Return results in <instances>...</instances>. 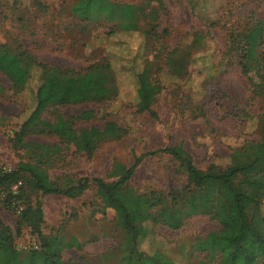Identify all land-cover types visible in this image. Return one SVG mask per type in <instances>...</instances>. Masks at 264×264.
I'll return each instance as SVG.
<instances>
[{
  "label": "rangeland",
  "instance_id": "374dc122",
  "mask_svg": "<svg viewBox=\"0 0 264 264\" xmlns=\"http://www.w3.org/2000/svg\"><path fill=\"white\" fill-rule=\"evenodd\" d=\"M75 1L0 0V42H18L40 61L72 69L108 58L117 94L102 102L34 111V83L15 91L0 72V169L41 162L50 179L61 186L88 179V187L77 197L29 194L31 203L42 202L43 234L74 236L81 243L79 248L63 249L64 264H87L116 245L121 236L114 210L104 207L96 194L94 178L114 181L136 155L173 145L185 149L199 168L211 163L225 166L236 147L259 138L257 118L264 84L241 74L238 50L230 49V41L249 22L264 20V0H161V6L156 0L146 6V0H111L122 11L131 4L144 5L138 13L140 30L135 32L119 30L126 29L132 19L108 21L102 12L88 21L79 18L71 11ZM153 10L155 15L148 17ZM119 20L117 32L112 33L109 28ZM146 28L151 29L148 34ZM194 32L204 34L200 43L192 41ZM173 49L181 59L185 52L190 54L182 77L175 78L165 64V56ZM145 65L153 86L139 96L136 75ZM146 102L149 110L139 109ZM84 110L91 115L74 118L76 134L68 140L46 128L57 116L73 118ZM185 179L178 162L158 152L141 159L129 185L137 193L166 194L184 185ZM15 204L24 207L18 200L9 208L0 202V264H17L16 257L8 260L7 255L39 246L30 227L20 221L21 207ZM260 208L264 216V199ZM219 229L205 215L185 219L178 229L150 221L139 248L145 253L159 250L177 264H186L187 257L196 262L208 259L206 252H187L184 243Z\"/></svg>",
  "mask_w": 264,
  "mask_h": 264
},
{
  "label": "trees",
  "instance_id": "16d2710c",
  "mask_svg": "<svg viewBox=\"0 0 264 264\" xmlns=\"http://www.w3.org/2000/svg\"><path fill=\"white\" fill-rule=\"evenodd\" d=\"M150 1L152 0H146L144 5ZM156 1L162 5L161 0ZM103 2H106L105 5ZM144 5L131 4L128 10L122 11L119 3L111 0H76L71 11L87 21L97 14L102 15L100 12L104 15L102 18L108 21L117 17L121 21L132 19V23L124 26L126 29L119 30L135 32L140 30L138 13L143 10ZM123 15L130 18H122ZM152 15H155V10L148 17ZM119 23L120 20L114 26L111 25L109 30L117 32ZM149 30L151 29L146 28L145 32L148 34ZM191 36L192 41L197 43L204 39L201 32H194ZM230 45L231 50H238L241 74L254 77V81L264 84V20L249 22L241 33L232 36ZM177 53V49H173L165 56V64L171 68L170 73L175 78L186 75V66L190 62L189 52H185L182 59ZM0 72L9 79L15 91L26 88L31 81L34 83V111H43L49 106L102 102L117 94L113 67L108 58L94 61L84 68L72 69L40 61L18 42L15 45L0 42ZM148 72L145 65L136 75L139 96H143V91L150 84L153 86ZM146 103L139 109L149 110V103ZM90 115V110H84L73 118L63 119L57 116L54 122H47L46 128L68 140L71 135L76 134L72 128L74 118L87 119ZM257 125L259 138L246 140L236 147L225 166L211 163L205 168H199L185 149L180 145H173L136 155L134 162L114 181L94 178L96 194L104 207L114 210L121 236L116 245L101 253L92 263L177 264L159 250L145 253L139 248V241L146 233V223L152 221L170 229H178L185 219L205 215L216 221L220 229L204 236L196 235L187 244L184 243L187 252H206L208 258L190 262L187 257L186 264H262L264 216L260 207L264 199V96ZM158 152L167 153L178 162L186 176L184 185L170 189L166 194L156 190L137 193L129 185L134 170L142 158ZM87 187V178L66 186L57 184L50 179L41 162H20L10 170L0 169L1 204L9 208L14 206L16 200L24 203V207L15 204L16 207H21L20 221L30 227L39 242L38 248L12 251L7 259L16 257L17 264H64L63 249L72 245L79 248L81 243L74 236L43 234L42 202L35 200L31 203L29 194L39 192L42 195L64 194L77 197ZM7 236L12 244L11 231H8Z\"/></svg>",
  "mask_w": 264,
  "mask_h": 264
}]
</instances>
